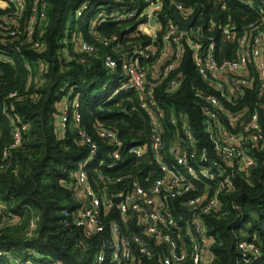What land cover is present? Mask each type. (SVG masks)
Masks as SVG:
<instances>
[{
    "label": "trees",
    "instance_id": "16d2710c",
    "mask_svg": "<svg viewBox=\"0 0 264 264\" xmlns=\"http://www.w3.org/2000/svg\"><path fill=\"white\" fill-rule=\"evenodd\" d=\"M33 1L23 0L21 29L32 14ZM45 1V18L41 26L36 25L33 34V40L39 42L38 49L31 48L23 39L4 42L2 39L11 36L0 30V204L4 206L0 210V251L9 254V257L0 255V264H90L95 248L82 253L77 247L82 229L74 224L71 213L79 203L65 184L76 179L82 162L88 157V146L79 140L70 119L71 112L63 137L57 134L55 125L58 104L68 97L69 91L72 92L70 99L78 102L74 110L81 116L79 126L92 135L99 147L94 159L86 164L91 181H98V174L111 177L134 174L147 186L148 171H154L150 180L160 175L154 163L149 164V153L137 157L124 149L135 142L140 145L148 141L152 120L138 109L139 95L134 89L115 93L119 67L111 72L101 63L104 52L114 53L113 46L98 42L100 38L117 35L119 43H151L148 35L134 34L139 21L115 20L117 13L141 7L143 0ZM176 1L194 8V13L201 18L200 36L203 42L215 40L218 60L232 58L237 52V42L224 39L225 25L234 26L237 36L247 22L258 16L254 8L240 0ZM254 1L260 3V0ZM85 3L87 8L77 16V10ZM173 14L169 0H163L160 23L163 25ZM79 35L80 40L94 44L97 53L81 50ZM68 51L70 58L66 56ZM178 71L185 76L176 90L166 92L161 85L153 92L162 109L164 140L168 143L175 130L168 122L173 112L188 119L198 148L211 150L212 144L203 130L202 108L194 96L195 89H204V83L185 42ZM12 93L15 94L11 96ZM94 123L118 132L124 149L118 164L113 165L112 147L95 135ZM259 125L262 141L249 152L254 163L247 173L237 170L231 190L221 195L223 208L229 213L218 218L213 214L203 216L207 235L212 240L207 264H264L263 113L259 114ZM15 133L19 142L13 146ZM98 184V188L104 186ZM126 185L128 180L123 179L107 190L111 192ZM110 214L119 218L113 211ZM95 236L94 242L99 239V235ZM239 241L254 242L260 256L246 262L237 250ZM142 264H156V259L143 260Z\"/></svg>",
    "mask_w": 264,
    "mask_h": 264
},
{
    "label": "built area",
    "instance_id": "2783aa9c",
    "mask_svg": "<svg viewBox=\"0 0 264 264\" xmlns=\"http://www.w3.org/2000/svg\"><path fill=\"white\" fill-rule=\"evenodd\" d=\"M240 1L254 8L258 16L247 22L237 36L234 26L227 24L223 28L224 39L237 42V52L232 58L218 60L215 40L203 42L200 36L201 18L192 6L184 7L176 0H169L174 13L183 20L195 16L187 31L179 28L173 16L163 25L160 23L163 0H143L141 7L125 9L116 14L115 20L139 21L135 35L141 33V26L152 28V32L150 29L146 34L151 43H119L117 35L98 39L103 46H113L114 53L104 52L101 63L111 72L119 67V85L115 93L134 89L139 95L138 109L145 111L152 120L148 141L140 145L135 142L124 148L137 157L145 153L151 155L149 164L154 163L160 175L150 180L154 171H148L147 186L142 185L134 174L115 177L98 174L100 181H91L86 164L98 153V143L79 126L81 116L74 110L78 102L70 99L71 91L58 104L57 134L63 137L71 112L70 119L79 140L88 146V157L82 162L76 179L65 184L79 203L71 213L74 224L82 229L77 247L82 253L95 248L90 264H142L143 260L154 258L156 264L208 263L212 240L207 235L203 216L213 214L218 218L229 213L223 208L221 195L231 190L232 177L237 170L248 172L254 163L250 149L263 137L259 114H264V0L258 4L254 0ZM0 2L4 3V7H0V30L11 36L2 40L10 43L23 39L25 44L38 49L39 42L33 40V34L36 25L40 23L41 26L45 18L47 1H33L32 14L22 29L23 0ZM87 6L83 4L77 10V16H81ZM153 17L157 21L150 24ZM81 38L79 35L81 50L97 53L94 44ZM184 42L204 83V89H195L194 96L202 108L203 130L212 144L211 150L198 148L188 119L173 112L168 122L175 130L168 143L164 140L162 109L153 92L161 85L164 91L172 92L183 81L185 75L177 69ZM66 56L70 58L69 51ZM1 57L0 53V61ZM241 102L243 105H239ZM93 129L98 139L112 147L113 165L118 164L124 150L118 132L99 123H94ZM18 142L15 133L13 146ZM123 179L128 180L126 187L107 190ZM98 182L104 186L98 188ZM3 209L0 204V210ZM110 211L117 213L119 218ZM95 235H99L96 242L93 241ZM236 247L248 263L261 254L252 241H239ZM0 255L9 257L3 251Z\"/></svg>",
    "mask_w": 264,
    "mask_h": 264
},
{
    "label": "water",
    "instance_id": "95a60500",
    "mask_svg": "<svg viewBox=\"0 0 264 264\" xmlns=\"http://www.w3.org/2000/svg\"><path fill=\"white\" fill-rule=\"evenodd\" d=\"M173 18L175 22L179 25V28L183 31H187L189 27L193 24L195 16L190 17L187 20H183L178 13H174ZM155 21H157L156 17H153L151 20H149V23L152 24ZM124 112H127L126 108H123ZM118 201V199H116Z\"/></svg>",
    "mask_w": 264,
    "mask_h": 264
},
{
    "label": "crops",
    "instance_id": "0c3cea01",
    "mask_svg": "<svg viewBox=\"0 0 264 264\" xmlns=\"http://www.w3.org/2000/svg\"><path fill=\"white\" fill-rule=\"evenodd\" d=\"M0 7H4V3L3 2H0ZM142 27H146L145 29H147L148 32H150V29H151V32H152V28H149L147 26H141L140 28H142ZM139 31L143 32V28L139 29Z\"/></svg>",
    "mask_w": 264,
    "mask_h": 264
},
{
    "label": "rangeland",
    "instance_id": "374dc122",
    "mask_svg": "<svg viewBox=\"0 0 264 264\" xmlns=\"http://www.w3.org/2000/svg\"><path fill=\"white\" fill-rule=\"evenodd\" d=\"M143 28V32L145 33V34H148L149 32L147 31V29H145L146 27H142ZM142 28H139V29H142ZM139 32H141V31H139ZM142 33V32H141Z\"/></svg>",
    "mask_w": 264,
    "mask_h": 264
}]
</instances>
